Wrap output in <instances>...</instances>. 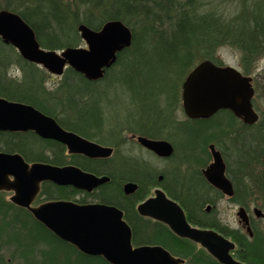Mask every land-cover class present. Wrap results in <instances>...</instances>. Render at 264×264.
<instances>
[{
    "label": "trees",
    "instance_id": "16d2710c",
    "mask_svg": "<svg viewBox=\"0 0 264 264\" xmlns=\"http://www.w3.org/2000/svg\"><path fill=\"white\" fill-rule=\"evenodd\" d=\"M16 1L11 5L7 2L8 5H5L1 10L10 11L21 17L25 24L33 30L40 47L46 50L56 51L74 47L72 39H78L76 32H70L72 27L68 23L71 21V14L66 11L67 7L73 6L76 9L74 11L81 12H76L75 21L92 31H98L105 23L116 20L125 25L131 32V47L117 55L115 67L106 71L103 81L108 77H111L113 81L120 80L121 74H125V71L139 62H141L142 70L147 72V79L151 83L155 82L152 78L154 75L160 76L165 74L163 73L165 71L176 78L178 75L184 78L196 62L207 60L221 66L214 55L222 47H231L239 52L242 64L241 73L243 76H250L251 70L247 64L264 55V0H256L250 9L247 6L240 7L232 19L215 11L210 14H197L198 6L195 5L194 0H187L185 3H182L181 0H70L69 3L62 0H26L23 3L22 0H18L21 2L18 6ZM133 20L136 21L133 25L135 27L142 24L143 30L142 33H138L139 35L131 25ZM68 28L69 31H67ZM5 51L8 52V55L4 56L14 60L16 58L19 66L26 69L24 81L21 84L13 83L12 80L5 77L3 72V53ZM15 52L14 47L2 45L0 40V98L26 104V106L30 105L44 115L54 118L65 130L87 139V136L81 131L82 127L65 125L43 105L41 92L35 85L33 65L24 62ZM119 66L122 67L121 72L117 71L112 76L113 70L119 69ZM65 75V86L67 87L65 89L69 93L72 92L71 89H74L71 87L74 86V83L88 84L82 76L71 69H68ZM68 77L72 78L73 83L68 82ZM253 86L256 94L258 89L256 90L255 85ZM69 98H71L70 95ZM93 108L95 105L92 108L88 107L89 114ZM81 113L83 114V111ZM221 113L229 115L235 124L236 119L230 112L221 111L217 115ZM210 119L202 122L201 125L213 120ZM255 126L256 124L249 127L241 125L238 129L236 128V133L233 136L235 145L230 149L235 154L236 161L235 159L234 161L237 167L235 170L238 173L234 175L229 170L227 161H225V165L226 176L234 183L235 187L237 180L241 177H246L247 181L251 178L249 171L246 170L250 166L251 160L257 161L255 165H259L261 175L264 176V124L259 126L260 128L256 131L257 134H261L260 136H251L253 143H248L249 140L246 136L250 135L248 131L253 130ZM203 129L202 126L199 129L201 135L197 130L193 131V134L189 133L191 134L190 138L193 140L199 136L205 137L206 132ZM209 139L206 140L210 142ZM250 145L251 149L248 148ZM0 151L8 154L18 153L29 163H45L57 167L74 165L85 172L92 173V175L108 176L111 179L110 183L99 189L103 191L110 185H115L119 187L117 196L92 193L91 195L84 194V198L94 197L96 202L104 204V206H114L121 210L124 220L131 228L134 247L160 246L171 256L184 260V264H219L199 246L176 237L166 226L138 216L136 205L148 198V189L160 187L170 199L176 201L183 208L189 224L201 229H213L234 243L235 250L232 253L237 261L242 264H264V239L262 237L254 235L252 240H248L244 234L228 229L216 221H209V215L204 213L203 208L207 205L215 206L217 201L221 200L222 195L204 182L199 170L191 173L176 171L175 175L169 178L173 184V188L169 189L166 184L168 180L166 176L162 177L161 182H155L153 180L155 178L150 175V170H144L141 165H135V169L130 170L133 172L130 174L132 177L118 180L115 176L116 170L104 166L107 161H93L82 156H69V162H66L62 157L65 152L63 145L41 140L33 133H0ZM45 151H49L50 154ZM192 158L194 157L190 156L188 159ZM122 181L137 185L136 192L128 197L124 196L118 186V183ZM177 186L181 188V192L174 191ZM260 189L264 195V185H261ZM81 194L83 195L71 188L43 184L38 197L43 200L42 202H46L73 200L74 195ZM194 198L198 199L192 200ZM78 203L83 204L85 200ZM20 212H23L31 222L30 227L28 225V228H25L28 229L27 232L25 231L28 238L21 241L22 237L20 239L12 235L8 242L10 240L16 245L23 264H107L102 258L80 254L70 245L59 241L39 223L33 221L28 212L24 210Z\"/></svg>",
    "mask_w": 264,
    "mask_h": 264
},
{
    "label": "water",
    "instance_id": "95a60500",
    "mask_svg": "<svg viewBox=\"0 0 264 264\" xmlns=\"http://www.w3.org/2000/svg\"><path fill=\"white\" fill-rule=\"evenodd\" d=\"M69 2V0H63ZM77 31L87 48H67L64 51L41 49L33 30L16 14L0 11V40L16 49L25 61L40 66L49 74L61 76L65 67L83 75L89 81L103 77L104 71L116 62L117 53L131 45V33L122 23L111 21L99 31H91L83 24ZM252 78L243 76L234 67L215 66L202 61L185 77L181 88L182 110L187 118L208 119L217 112L227 110L251 126L258 120L252 109L254 95ZM0 132H32L38 138L57 142L69 155L83 156L90 160H107L113 155L111 148L102 147L81 136L62 129L57 122L35 108L0 98ZM138 143L161 159L173 155L172 146L162 140L138 138ZM209 146L212 162L202 170L206 182L222 195L231 198L233 186L225 176V164L219 151ZM162 177H159L160 182ZM69 186L78 191L92 193L110 182L107 176H96L75 166L56 167L43 163H27L19 154L0 152V192H12L10 202L26 209L44 228L84 256L100 257L108 264H183L160 246L133 247L130 227L123 219V212L104 204L80 205L68 201H52L32 207L40 193L42 183ZM137 187L123 185L124 195H132ZM137 205L138 216L149 218L169 227L181 239L189 240L204 249L219 264H241L233 259L234 244L213 230L192 228L177 202L156 189ZM210 207L206 208L208 212ZM256 216L260 213L256 210ZM237 217L247 227L243 209Z\"/></svg>",
    "mask_w": 264,
    "mask_h": 264
},
{
    "label": "rangeland",
    "instance_id": "374dc122",
    "mask_svg": "<svg viewBox=\"0 0 264 264\" xmlns=\"http://www.w3.org/2000/svg\"><path fill=\"white\" fill-rule=\"evenodd\" d=\"M15 1L16 0H0V10L3 9L5 5H11ZM22 1L24 3L26 0ZM186 1L187 0H181L182 3ZM194 1L195 5L198 6L197 14H210L215 11L216 13H221L229 19H232L238 13L240 7L247 6L250 9L256 0ZM7 2L8 4H6ZM16 2H18L17 6L21 3L18 0ZM67 8L68 10L66 11L71 14V21L68 23V25L71 24L72 27L70 32H76V38H78L76 40L72 39V44L74 47H84L83 42H80L81 39L77 31V27L81 23L75 21L76 12L79 11H74L76 9L73 6ZM16 9L19 10V8ZM135 23L136 21L133 20V24L131 25L133 26ZM141 25L140 23L139 27L137 25L136 27L133 26L137 34L142 33L143 27ZM67 31H69V28ZM61 50L63 49L57 51ZM15 54L18 53L15 52ZM4 55H8V52L5 51L3 53V72L6 75L5 77L12 80L13 83L21 84L24 81L26 69H22L21 66H19L16 62V58L14 60ZM214 56L221 66L234 67V69L241 72V55H239L237 50L231 47H222L217 50ZM196 64L198 63L196 62L195 65ZM247 65L251 70L250 76L254 79L256 90L258 89V92L254 95L253 108L259 111V121L253 130L250 129L248 131L250 135H246L249 140L248 143L251 144L253 143L251 136H260L261 134H257L256 131L260 128L259 126L264 124V55L249 62ZM113 67H115V65ZM142 69L141 62H139L125 71V74H121L120 80L113 81L111 77H108L104 81L97 82L101 84L100 87H95L97 90L89 91L82 87V84L74 83V86H71L74 89H71L72 92L70 93L65 89L67 88L65 86V72L62 73L63 76L55 77L48 75L45 70L35 65H33L32 71L35 85L38 86L37 89L41 92L40 96L43 99V105L65 125L77 126L88 123V121H91V119H89L88 107L89 105H95V108L91 110L90 113L93 115L95 111L92 121H97L99 125H97L95 129H91L90 127L85 130L82 128L81 131L87 136V139L84 137L82 138L102 147L113 149V156L107 160L104 166L110 169L114 168L116 170L115 176L118 180L132 177L130 174H133V172L130 170L132 168L135 169V165H141L144 170H150V175L155 178L153 179L155 182H159V177L166 176L168 180L165 182L168 188L172 189L170 187L172 182L169 181V178H172L176 171H187L191 173L205 168L210 163L211 158L208 146L212 144L223 154V160L228 162L230 167L229 170L236 175L238 172L235 170L237 169L235 166V154L231 152L230 148H233V143L235 141L233 136L234 133H236V128L238 129L240 127L239 123L235 122L234 124L233 120L229 118V115L221 113L215 118H212V121L205 125H201L206 132L205 137L199 136L197 139L193 140L189 138L190 136L183 137V135L177 131V128L179 123L185 119L178 104L181 84L184 78H181L179 75L176 78L165 71L163 72L165 74H161L160 76L154 75L152 78L155 82L151 83V81L147 79V72ZM121 70L122 67L119 66V69L116 68L113 70V74L111 75L113 76L117 71L121 72ZM68 80L69 83H73L71 77H68ZM69 95L71 98H69ZM82 111L83 114L81 113ZM151 121H157V123H159L156 125L155 130L157 131H154L156 132L154 136L168 142L173 147L174 153L170 159L155 158L150 153H146V151L136 146L134 139L132 141L129 138V133L125 132L121 134L120 132L123 127V130H125V127H134L142 122L148 123ZM163 121H167L168 124L163 126V124H160V122ZM206 139L211 141L209 142ZM37 147L39 148L40 145ZM250 147L251 145L248 148L251 149ZM252 147L255 146L252 145ZM45 153L50 154L49 151H45ZM62 155L66 162H69L68 157L70 155L67 154L66 150ZM190 156L194 158L188 159ZM256 162L257 161L253 162L251 160L250 166H247L248 168L246 169L251 175V183L247 181L246 177H241V179L237 180L236 184L238 195L241 197L244 195L241 201L248 206L260 204L264 196L263 191L260 189L264 176L261 175L259 165H255ZM189 173L187 174L188 176ZM127 183L132 182L122 181L118 183V186H120L122 190L123 185ZM155 189L156 188L148 189V198L152 197ZM118 192L119 187L110 185L109 188L103 191L97 189L94 193H96V195H102V193H104L108 196H117ZM12 195L13 193L11 191L0 192V264L24 263L19 256L20 252L17 251L16 245L10 242V240L8 242V239L10 236L14 235L20 239L22 237L21 241L24 239L26 240L28 238L26 233L28 229L25 228L31 225V222L28 221L25 214L20 212L21 210L10 202ZM84 197V194L74 195L72 201L80 202L81 200H85V203L96 202L94 197ZM39 199V197L36 198L34 205L43 201L42 199L38 201ZM261 205L264 206L263 203ZM213 207L212 210L207 212L209 221H216L231 230L240 229V225L237 223L236 218L237 205L231 204L226 199L222 198L217 201ZM205 208L206 207L203 209L205 210ZM258 226L264 229V222H261ZM261 236L263 237V235Z\"/></svg>",
    "mask_w": 264,
    "mask_h": 264
},
{
    "label": "flooded vegetation",
    "instance_id": "af4514ba",
    "mask_svg": "<svg viewBox=\"0 0 264 264\" xmlns=\"http://www.w3.org/2000/svg\"><path fill=\"white\" fill-rule=\"evenodd\" d=\"M111 68L109 70H111ZM109 70H107V71H109ZM105 74H106V71H105ZM105 74H104V77H105ZM87 81H88V84H85L82 87H84L85 89H88L89 91L97 90V89H95V87H100L101 86L100 83H97L98 81L97 82L96 81L93 82V81H89V80H87ZM92 103H90V104H92ZM178 104H179V107H180V110H181L182 109L181 108V99H179V103ZM92 107H93V105H89V108H92ZM255 112H256V114L259 115V111L258 110H255ZM94 113H95V111H94ZM94 113H93V115H92V113L89 114V119H91V121H88V123H86V124H80V125H77V126H80L83 129H85V130H87L90 127H91V129H95V127L97 125H99V123L97 121H92L93 118H94V115H95ZM183 114H184V112H183ZM184 118L185 119L179 123V126L177 128L178 129L177 131L180 134H182L183 137L184 136H188L189 137L191 134H193V131L195 132V130H197L198 131V134H200L199 133V129H201V123L204 122V120H201V119H198V120H195V119L194 120H188V118L185 115H184ZM236 122L239 123V126L243 125L239 120H237ZM157 124H159V123H157V121H153V122L151 121V122H148V123H143L142 122L141 124L135 125L134 127L133 126L132 127H125L126 128L125 130H123L124 129V127H123L120 130V132H121V134L122 133H125V132L129 133V138L132 141L134 139V141H135L134 143H136V146H138L143 151H146L147 153H149L145 148L143 149V147L138 143V138H145V139H149V140H153V141L154 140H160L159 138H157V137L154 136L156 134V132H154V131H157V130H155ZM160 124H163V126H164L165 124H168V123H167V121H163V122H160ZM169 127H171V126H169ZM189 133H191V134H189ZM234 145L235 144L233 143V146ZM201 170H199L200 173H201ZM248 182L251 183L250 179L248 180ZM256 182H254V183H256ZM261 184L264 185V180L261 182ZM232 186H233V190L232 191H234V195L230 199L229 198H226L224 196L222 197L223 199H226L231 204L237 205L236 218H237V223L240 225V229H232V230L233 231H236V232H239L241 234L246 235L247 238H248V240H252V238L254 237V235H256L257 237L258 236L259 237H262L261 235H263L262 239H264V229H262V228H260L258 226V224H260L261 222H264V206L261 205L262 203L264 204V196H263V201H261L260 204H254L252 206H248L247 204H245V203H243L241 201V199L244 197V195L242 197L240 195H238L237 189H236L234 183H232ZM170 187L173 188V184H171ZM174 191L181 192V188L179 186H177V187L174 188ZM197 199L198 198H194L192 200H195L196 201ZM207 206H210L209 211L214 208L213 206L211 207V205H207ZM239 209H243V211L245 212V214L247 216L248 227H249L250 232H251V237H249L248 233L246 232L247 227L243 226V223H241V221L237 217V213H238ZM256 210L260 213V215H261L260 217H257L256 216V213H255ZM203 211H204V213L207 214L206 208H205V210L203 209ZM185 216H186V214H185ZM191 226H193V225H191ZM193 227H196V226H193Z\"/></svg>",
    "mask_w": 264,
    "mask_h": 264
}]
</instances>
